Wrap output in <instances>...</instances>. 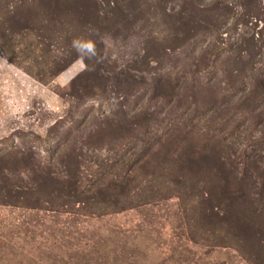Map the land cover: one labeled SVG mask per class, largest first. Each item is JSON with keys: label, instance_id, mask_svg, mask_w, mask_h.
I'll return each instance as SVG.
<instances>
[{"label": "rangeland", "instance_id": "374dc122", "mask_svg": "<svg viewBox=\"0 0 264 264\" xmlns=\"http://www.w3.org/2000/svg\"><path fill=\"white\" fill-rule=\"evenodd\" d=\"M262 85L264 0H0V264H264Z\"/></svg>", "mask_w": 264, "mask_h": 264}, {"label": "trees", "instance_id": "16d2710c", "mask_svg": "<svg viewBox=\"0 0 264 264\" xmlns=\"http://www.w3.org/2000/svg\"><path fill=\"white\" fill-rule=\"evenodd\" d=\"M181 20L184 21V24L187 25L188 22H192L193 24H199L196 22L195 18V12H189V11H182L181 13ZM252 14V9L249 8L248 10H246L244 16L247 18V17H250ZM253 39V38H252ZM254 40V39H253ZM242 49H241V52H240V55L239 53L237 54V56L239 55L241 59H245L246 56L244 57L243 55H241V53L243 52H246V50H249L250 49V44H249V41L247 39L243 40L242 42ZM247 46V47H246ZM258 56V54H252V55H249V59H250V62H252L253 60H255V58ZM231 60V59H230ZM243 61V60H242ZM245 72V69H241L239 70V74L238 75H235L233 73H230V72H226L225 75L229 76V78H227L228 80V84L232 82H236L237 80H241V77L243 76V73ZM238 76V77H237ZM257 80V79H256ZM261 80V79H260ZM258 82V80H257ZM261 84H263L262 81H260ZM235 86V85H233ZM264 87V85H262ZM194 88L191 89L190 92H194ZM262 93L260 92L259 93V87L256 86L254 89L250 90V92L241 99V101L237 104H235L233 106V108L236 110L237 113L241 112V113H245L247 115H249L250 113H253L254 112V115L257 113V110L251 106H249V104L251 103V101H259L257 100V98H259V96H261ZM232 109V108H231ZM221 110V109H220ZM218 110V111H220ZM223 110V109H222ZM239 111V112H238ZM224 112V110H223ZM253 115V116H254ZM217 116V117H216ZM219 118V113H216L215 114V119ZM187 142H185V155H184V158L186 156H188V162H192L195 160V156L194 155H191V150H190V145L193 147L194 146V143H193V139H188L186 138ZM252 145H255L249 138L247 139V145L246 146H251ZM221 150V149H220ZM214 151V150H213ZM227 152V150H226ZM196 154L195 155H198L197 152H195ZM241 155H245L244 153H241ZM229 157V155L225 158V163H222L221 166H220V169L217 170V172H213V174L218 178L217 180V183L215 185V190H212L213 193L211 194L212 196L216 197V192H217V189H220L221 191V196H225V193L228 195V191L229 190H232V188H236L238 191H241V192H244L246 188H244V186L246 185H250V182L248 183L247 182V179L251 176V173L248 171L247 169V164L250 162V157H248V155H245L243 158H242V162L241 164L243 165L244 163V168L243 170L241 171L242 173H238V170L236 169V166L235 165H231V163H229L228 165L226 164V159ZM253 156H251L252 158ZM253 159V158H252ZM188 165V164H186ZM189 167V166H188ZM229 169H228V168ZM230 173H233L234 175V178L232 177H229V174ZM71 174V171H69V169H67V174L66 176L70 175ZM239 174L241 175V177H239ZM50 178L52 180L58 178V177H61L62 176V173L60 172H56L52 175H49ZM210 178H215V176L213 175H208ZM248 183V184H247ZM244 188V189H243ZM248 191V189H246ZM249 192V191H248ZM223 193V194H222ZM228 197H230V201H234V200H238L239 198H235L233 197L232 195H228ZM12 198H8L7 200H11ZM13 200V199H12ZM258 203L257 204V207H258V210L261 211V208L264 207V195L261 196L259 199H257ZM9 202V201H8ZM261 203V204H260ZM230 205H232V202H230ZM254 202L253 204L251 203L250 206H252V208H255L254 206ZM261 207V208H260ZM251 207H247L246 209H250ZM257 210V211H258Z\"/></svg>", "mask_w": 264, "mask_h": 264}, {"label": "clouds", "instance_id": "9594fccd", "mask_svg": "<svg viewBox=\"0 0 264 264\" xmlns=\"http://www.w3.org/2000/svg\"><path fill=\"white\" fill-rule=\"evenodd\" d=\"M74 46L78 51L83 52L86 50L88 53L95 54V45L91 40L78 39L74 41Z\"/></svg>", "mask_w": 264, "mask_h": 264}]
</instances>
